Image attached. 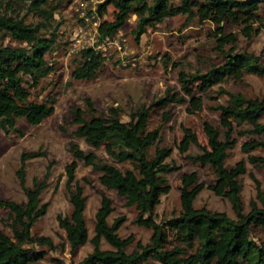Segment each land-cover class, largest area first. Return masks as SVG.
<instances>
[{
  "label": "trees",
  "instance_id": "trees-1",
  "mask_svg": "<svg viewBox=\"0 0 264 264\" xmlns=\"http://www.w3.org/2000/svg\"><path fill=\"white\" fill-rule=\"evenodd\" d=\"M114 6V20L101 22L99 41L115 39L129 20L137 17L134 35L140 41L149 28H155L166 19L178 15L188 21L197 19L209 21L216 26L218 49L224 57L221 64L213 65L206 72L188 73L181 70L179 82L182 93L168 88L165 94L155 99L150 107L133 110L129 120L121 117V109L110 108L108 114L101 113L91 98H86V109L75 107L74 136L83 139L96 149L108 145L112 161L96 159L93 168L100 173V183L114 190L126 200V205L135 207V223L152 230L150 242H136V250L127 248L135 241L133 236L123 238L119 229L126 217H118L111 224L109 217L114 212L113 201L105 193L96 213L95 235L91 242L94 251L77 264H264V241L255 235L264 229V189L253 176L257 187V200H252L250 211H245L242 198L243 186L240 177L247 173L245 161L228 167L226 160L235 148L237 139L232 124L224 133L208 126L209 147L201 144L198 134L191 127H184V136L178 145L179 152L186 154L194 145L200 149L197 154L186 157L193 163L209 166L215 173L214 181L206 186L200 181L198 172H185L181 176V212L159 221L156 209L162 196L168 191L167 175L179 171L181 166L168 162L174 148L161 146L159 129L150 130L153 109H165L173 103L186 101V96L197 92L208 94L217 85L229 81L242 82L248 74L264 76V65L254 53L241 50L233 34H225L223 23L254 22L264 10V0H105L99 5L98 13L104 16L108 6ZM105 9V10H104ZM27 11L43 20L29 22L22 13ZM56 7L53 0H0V36H8L16 45L0 42V130L18 131L17 124L25 119L31 125H39L55 112V100L35 102L31 100L30 88H36L56 71L48 57L55 49L54 27ZM96 19V18H95ZM249 36L253 27L247 25ZM231 46L227 48V44ZM106 57L93 47L81 51V60L72 72L78 80H93L104 67ZM219 92L228 97L227 105L218 104L217 110L231 114L237 125H250L239 130L241 136H250L242 144V151L248 154L249 162L264 167V156L253 154L264 150V99L248 98L241 93L230 92L220 86ZM165 114V120H168ZM70 149L79 160H88L89 153L72 142ZM154 149V151H152ZM45 155L42 151L25 153L22 157L23 177L26 161ZM118 164L128 167L122 168ZM67 170V191L72 212L60 214V226L65 230L68 244L77 252L88 237L86 219L87 196L76 179V168L70 164ZM208 188L217 196L229 200L235 217L226 212L207 207L197 208L195 201ZM46 188L43 182L36 189L27 190V201L0 200V207L10 210L8 223L12 236L0 229V264H37L46 257L38 248L40 239L32 234L38 220L46 215L48 203H42L41 195ZM111 249H103L102 241Z\"/></svg>",
  "mask_w": 264,
  "mask_h": 264
},
{
  "label": "rangeland",
  "instance_id": "rangeland-1",
  "mask_svg": "<svg viewBox=\"0 0 264 264\" xmlns=\"http://www.w3.org/2000/svg\"><path fill=\"white\" fill-rule=\"evenodd\" d=\"M105 0H53L56 7L51 30L55 39V49L48 59L56 66V71L45 79L39 87L30 88L31 100L47 102L55 100V112L39 125H31L25 119L17 124L18 131L4 132L0 130V200H13L18 203L27 201V190L36 189L43 182L42 203H48L46 215L38 220L32 234L41 241L38 248L45 251L46 257L37 264H77L94 251L91 242L95 235L94 224L96 213L102 203L105 193L113 201L114 212L109 217L112 224L118 217H126L125 223L119 229L123 238L133 236L135 241L127 248L129 253L136 250V242H150L152 230L135 223L137 210L126 205L124 197L114 190L105 188L99 180L100 173L96 171L91 161L100 158L112 161L111 148L104 145L101 148L89 146L83 139L74 136L77 126L74 123L75 107L86 109V98H91L101 113L108 114L110 108L121 109V117L129 120V114L138 108L150 107L152 102L163 96L168 88L174 93H182L179 73L196 71L206 72L213 65L224 61L223 54L218 49L216 26L197 19L188 21L186 16L178 15L166 19L155 28H149L140 41L134 35L137 17L133 16L127 26L103 46L106 53L104 67L95 79L78 80L72 72L81 60V51L97 42L95 21L99 24L114 20V6L110 5L101 17L98 8ZM105 10V9H104ZM29 22L43 19L27 11L22 13ZM96 18V19H95ZM99 18V20H97ZM246 17L238 23H223L225 34H233L241 50L254 53L264 65V10L254 22L246 23ZM247 25L253 27L249 36ZM0 42L5 45H16L8 36H0ZM231 46L227 44V48ZM220 86L234 93H241L248 98L264 99V76L248 74L242 82L229 81L217 85L208 94L197 92L194 96H186V101L173 103L165 109H153L149 128L159 129L161 146L174 148L168 162L181 166L179 171L167 175L168 191L162 196L156 209L157 219L172 218L181 212V176L185 172H198L201 182L206 186L215 179L211 167L191 162L186 156L200 152L192 146L186 154H181L178 145L184 136V127L193 128L198 134L201 144L209 147L208 126L220 130L222 137L232 124L237 139L235 148L226 160L228 167H234L239 161L246 163L247 173L240 177L243 186L242 198L245 211H250L252 200H258L255 176L264 189V167L249 162L248 154L241 149L242 144L250 136H241L238 132L250 125L239 126L231 114L217 110L218 104L227 105L228 97L219 92ZM165 114L169 119L165 120ZM264 123V116L261 120ZM78 143L89 153L88 160L77 159L71 149V143ZM42 151L45 155L30 158L26 161L22 177V157L25 153ZM154 151V149H152ZM255 155L264 156V150L258 149ZM76 168V179L87 196L86 219L88 237L84 245L75 253L67 241L65 230L60 226L59 215H70L72 205L67 191V165ZM125 168L128 165L118 164ZM197 208L207 207L214 211L226 212L235 217L229 200L217 196L207 187L195 201ZM10 210L0 207V229L8 235L13 233L8 223ZM258 240L264 241V229L255 233ZM103 249L111 246L102 241ZM147 264H157L149 260Z\"/></svg>",
  "mask_w": 264,
  "mask_h": 264
},
{
  "label": "built area",
  "instance_id": "built-area-1",
  "mask_svg": "<svg viewBox=\"0 0 264 264\" xmlns=\"http://www.w3.org/2000/svg\"><path fill=\"white\" fill-rule=\"evenodd\" d=\"M97 20H99V18ZM94 24L96 26V35H95V37L98 36V38H97V42L93 46H91V47H93L96 51L103 52L104 56H106V53L103 51V46L106 43L111 42L112 40L109 39V38H106L104 41L100 42L99 41V34H98V29H99L100 24H99L98 21H95Z\"/></svg>",
  "mask_w": 264,
  "mask_h": 264
}]
</instances>
